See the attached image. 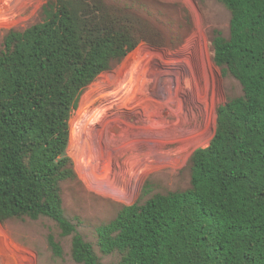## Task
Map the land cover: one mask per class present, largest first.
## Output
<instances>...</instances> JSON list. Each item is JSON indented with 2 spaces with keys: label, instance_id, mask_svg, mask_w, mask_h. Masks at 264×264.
<instances>
[{
  "label": "trees",
  "instance_id": "trees-1",
  "mask_svg": "<svg viewBox=\"0 0 264 264\" xmlns=\"http://www.w3.org/2000/svg\"><path fill=\"white\" fill-rule=\"evenodd\" d=\"M217 1L231 18L228 37L214 31L213 61L243 95L219 108L214 137L192 153L189 189L123 205L97 229L115 264H264V0ZM42 15L0 31V223L50 219L72 236L78 264H102L63 207L62 184L76 178L69 120L113 63L167 40L118 1L49 0ZM48 244L63 256L52 234Z\"/></svg>",
  "mask_w": 264,
  "mask_h": 264
},
{
  "label": "rangeland",
  "instance_id": "rangeland-1",
  "mask_svg": "<svg viewBox=\"0 0 264 264\" xmlns=\"http://www.w3.org/2000/svg\"><path fill=\"white\" fill-rule=\"evenodd\" d=\"M49 0H0L1 37L42 21ZM122 2L149 20L166 47L140 44L99 75L71 114L68 154L76 178L62 184L66 217L102 264L97 229L123 205L191 187L189 159L215 135L218 110L243 95L241 84L223 76L213 61L215 30L230 33V13L217 0H107ZM148 184L150 193L141 197ZM61 244L54 256L49 235ZM0 264H78L72 236H61L47 218L0 223Z\"/></svg>",
  "mask_w": 264,
  "mask_h": 264
}]
</instances>
